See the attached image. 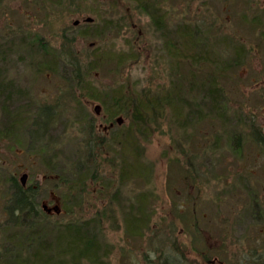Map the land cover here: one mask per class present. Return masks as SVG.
Instances as JSON below:
<instances>
[{
	"label": "rangeland",
	"instance_id": "rangeland-1",
	"mask_svg": "<svg viewBox=\"0 0 264 264\" xmlns=\"http://www.w3.org/2000/svg\"><path fill=\"white\" fill-rule=\"evenodd\" d=\"M0 83L19 95L0 99V249L18 235L34 258L44 228L53 259L71 230L96 264H264V0H0ZM14 181L50 209L28 236L6 222Z\"/></svg>",
	"mask_w": 264,
	"mask_h": 264
},
{
	"label": "trees",
	"instance_id": "trees-1",
	"mask_svg": "<svg viewBox=\"0 0 264 264\" xmlns=\"http://www.w3.org/2000/svg\"><path fill=\"white\" fill-rule=\"evenodd\" d=\"M137 3L140 2V0H133ZM159 21V22H158ZM157 20H154L155 25L159 27V23L161 20L158 18ZM185 34H183L184 36ZM179 37V36H178ZM189 37H186L185 42L190 44L193 42L191 39L190 41H187ZM189 40V39H188ZM184 48H186L183 45ZM187 50V48H186ZM192 62L194 60L191 59ZM77 71L74 69V72ZM18 91L17 89L14 90L5 84L0 83V99L5 98L6 101H10L14 96L17 95ZM207 97L211 103L216 104L218 102L217 99H219V91L218 88L215 86L209 85L207 88ZM174 100L177 99V93L173 95ZM184 103L183 101H180ZM183 106H186L183 104ZM188 106V105H187ZM153 105L151 104H140L135 109V116L136 119L139 120L140 116H142L144 113L149 111ZM174 107V106H173ZM174 111V110H173ZM51 113V110L48 107L41 108L38 116L34 120L35 130L34 133H40L45 130V126L47 123V119ZM176 113V112H175ZM190 121H193L192 118H189L190 116H187ZM199 119V118H198ZM110 128H108L109 130ZM33 133V134H34ZM129 146V144H122L123 149H125ZM92 152V142L90 139L85 140V151L84 155L86 159L92 158L91 156ZM92 160V159H90ZM81 162V160H80ZM75 169L79 170L78 167H81V163H78L75 165ZM137 169L133 166H124L121 168L120 171V181L121 183H126L130 178L137 175ZM11 197L9 201L7 202V206L5 207L6 210V222L9 224L12 228L15 229H21L26 228L25 230H19V232H24L26 236H28V233L30 232V228H32L36 222V219L40 218L42 215L46 216L47 214L41 212V210L38 208L36 204V191L32 189L31 187H28L25 189L21 185L17 184L15 181L11 182ZM137 211L142 210V206L136 207ZM138 218L130 219L127 222V232L130 235H140L139 231L144 228L145 226V220L146 215L143 214V212L140 213V217L137 215ZM42 228V227H41ZM45 232L44 228H42V234L38 235V239L35 238L34 245H38V248L34 252L33 255L38 254L34 256V258H29V260L22 259L23 248L25 247L26 243L28 242L27 239L21 238L18 235L11 236L13 239L17 241L15 243L19 246L17 251H14L13 248H2L0 249V260H4V264H61V262H55L56 256L54 259L53 257H49L47 253H51L49 249L46 248L47 240L43 238V233ZM25 237V236H24ZM33 237V236H31ZM94 235H91L90 233H82L79 231H71L66 230L63 233V236L59 243L57 244L58 248H61L60 242L65 244L62 247L61 253L59 255V259L63 256H71V257H78L81 260H84L88 264H96L97 254H98V247L96 242H94ZM33 241V240H31ZM33 243V242H32ZM33 245V244H32ZM33 248V246H32ZM52 249V248H51ZM54 255V254H53ZM46 256V259L44 257Z\"/></svg>",
	"mask_w": 264,
	"mask_h": 264
},
{
	"label": "water",
	"instance_id": "water-1",
	"mask_svg": "<svg viewBox=\"0 0 264 264\" xmlns=\"http://www.w3.org/2000/svg\"><path fill=\"white\" fill-rule=\"evenodd\" d=\"M84 21H85V22H92V19H91V18H87V19H85ZM77 23H78V22L76 21L74 24L76 25ZM99 109H100V106H98V105L94 106V112H95L96 115L99 113ZM116 123H117L118 125L121 124V119H117V120H116ZM26 179H27V174H23V175L21 176V178H20V184H21L22 186L25 185V183H26ZM54 211H55V213H56V212L58 211V208L55 207V208H54Z\"/></svg>",
	"mask_w": 264,
	"mask_h": 264
},
{
	"label": "flooded vegetation",
	"instance_id": "flooded-vegetation-1",
	"mask_svg": "<svg viewBox=\"0 0 264 264\" xmlns=\"http://www.w3.org/2000/svg\"><path fill=\"white\" fill-rule=\"evenodd\" d=\"M45 209L49 212L50 211V209L49 208H47V207H45ZM47 211H44V213H47ZM48 214V213H47Z\"/></svg>",
	"mask_w": 264,
	"mask_h": 264
}]
</instances>
